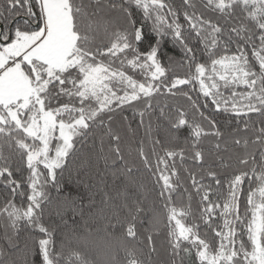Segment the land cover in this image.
<instances>
[{"label":"trees","instance_id":"trees-1","mask_svg":"<svg viewBox=\"0 0 264 264\" xmlns=\"http://www.w3.org/2000/svg\"><path fill=\"white\" fill-rule=\"evenodd\" d=\"M68 3L69 63L22 68L57 122L86 125L51 176L0 121V264H256L264 0ZM41 27L39 0H0V48Z\"/></svg>","mask_w":264,"mask_h":264},{"label":"rangeland","instance_id":"rangeland-1","mask_svg":"<svg viewBox=\"0 0 264 264\" xmlns=\"http://www.w3.org/2000/svg\"><path fill=\"white\" fill-rule=\"evenodd\" d=\"M39 2L42 27L32 32H17L13 40L7 39L0 48V121L15 123L40 141L39 148L30 154L29 162H41L53 176L86 122L82 117L71 123L57 122L42 105L40 93L46 82L31 81L23 72L22 63L32 65L35 60L47 64L51 70L61 69L69 63V55L75 47L76 33L68 0ZM33 200L35 202L36 197ZM261 209L260 206L255 212L250 226L255 244L252 257L256 264H264V247L260 241L263 229ZM34 212L30 207L32 223L36 222ZM174 219L179 229L180 222L177 217ZM221 257L223 254L206 258L217 264Z\"/></svg>","mask_w":264,"mask_h":264},{"label":"water","instance_id":"water-1","mask_svg":"<svg viewBox=\"0 0 264 264\" xmlns=\"http://www.w3.org/2000/svg\"><path fill=\"white\" fill-rule=\"evenodd\" d=\"M8 40H10V37L8 38Z\"/></svg>","mask_w":264,"mask_h":264}]
</instances>
